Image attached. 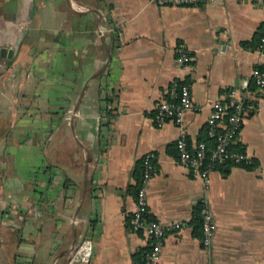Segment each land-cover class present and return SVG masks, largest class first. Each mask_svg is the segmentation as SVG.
<instances>
[{
  "label": "crops",
  "instance_id": "0c3cea01",
  "mask_svg": "<svg viewBox=\"0 0 264 264\" xmlns=\"http://www.w3.org/2000/svg\"><path fill=\"white\" fill-rule=\"evenodd\" d=\"M262 30L264 0H0V47L13 49L0 57V264H64L84 237L94 242L86 264H138L151 239L128 217L134 167L149 151V215L182 222L160 264H264V95L247 96L255 106L233 142L252 165L213 169L205 184L175 145L182 130L191 144H213L210 103L249 90L264 66ZM179 44L193 60L177 61ZM177 77L193 107L182 126H157L156 105ZM201 201L214 223L209 246L191 222Z\"/></svg>",
  "mask_w": 264,
  "mask_h": 264
},
{
  "label": "built area",
  "instance_id": "2783aa9c",
  "mask_svg": "<svg viewBox=\"0 0 264 264\" xmlns=\"http://www.w3.org/2000/svg\"><path fill=\"white\" fill-rule=\"evenodd\" d=\"M157 4H175L185 6H198L212 0H154ZM257 50L264 55V33L260 36ZM177 61L186 64L193 60V54L182 44L176 48ZM252 79L256 89L249 91L247 87L230 88L224 99L214 100L210 103L211 110L206 119L207 135L213 139L209 145L204 140L191 144L184 130L176 139L177 161L187 169L192 177L200 178L205 184L209 182L211 170L228 164L243 165L251 162L250 156L242 150L232 148L235 136L247 112L255 105L248 101V95H264V70L255 66L252 70ZM193 107V97L188 83L179 77L174 78L168 86L167 95L160 100L155 108L154 120L157 126L163 125L167 120H172L182 126L186 111ZM143 172L139 179L135 207L128 217V226L134 232H143L151 239V244L146 253L144 264H160L161 252L165 236L169 232L178 230L181 221L161 222L149 215L147 202V189L156 170L155 153L146 152L141 157ZM202 215V242L209 246L214 223L207 204L201 208ZM94 242L91 237H84L76 243L64 264H86L93 255Z\"/></svg>",
  "mask_w": 264,
  "mask_h": 264
},
{
  "label": "trees",
  "instance_id": "16d2710c",
  "mask_svg": "<svg viewBox=\"0 0 264 264\" xmlns=\"http://www.w3.org/2000/svg\"><path fill=\"white\" fill-rule=\"evenodd\" d=\"M263 33H264V30L258 32V35L256 36V38H258V40H257L255 46H257L258 41H259V38H260V36ZM244 43H246V42H244ZM259 67L264 70V66L259 65ZM248 87H249V90H255L256 89V84H255V82H254L253 79L250 81ZM232 148L235 149V150H243L238 145H236V146H233L232 145ZM243 165L249 166V165H252V164H243ZM142 172H143V160H142V158H140L136 162V164H135L134 174L136 176H138V178L140 179V177L142 175ZM203 204L204 203L202 201L199 202L198 206L194 209L193 217L191 219L192 224L196 228V233H198V234H201L202 233V215H201V208H202ZM148 250H149V246L148 247L141 248L140 250H138L137 252H135L134 258L136 259V261L138 262V264H144L145 257H146V253L148 252Z\"/></svg>",
  "mask_w": 264,
  "mask_h": 264
},
{
  "label": "water",
  "instance_id": "95a60500",
  "mask_svg": "<svg viewBox=\"0 0 264 264\" xmlns=\"http://www.w3.org/2000/svg\"><path fill=\"white\" fill-rule=\"evenodd\" d=\"M13 49L5 46L0 47V57H11Z\"/></svg>",
  "mask_w": 264,
  "mask_h": 264
}]
</instances>
